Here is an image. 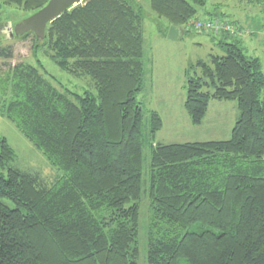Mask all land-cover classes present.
Segmentation results:
<instances>
[{
    "label": "trees",
    "instance_id": "obj_1",
    "mask_svg": "<svg viewBox=\"0 0 264 264\" xmlns=\"http://www.w3.org/2000/svg\"><path fill=\"white\" fill-rule=\"evenodd\" d=\"M48 1L0 0V37L5 6L33 14ZM240 2L264 16V0ZM206 3L149 0V8L166 23V36L172 25L193 29L189 22L201 19ZM134 6L81 0L47 25L44 39L16 37L32 36L33 58L43 53L73 77L89 78L95 94L62 91L26 62L0 72V114L62 172L50 184L11 168L0 173V264H138L144 38ZM211 20L242 33L228 18ZM240 33H212L224 55L211 53L185 71L193 125L211 101L236 103L230 138L151 146L147 264H264V74L242 51ZM11 56L0 47V58ZM161 127L151 112L152 136ZM13 158L1 139L0 169Z\"/></svg>",
    "mask_w": 264,
    "mask_h": 264
},
{
    "label": "rangeland",
    "instance_id": "obj_2",
    "mask_svg": "<svg viewBox=\"0 0 264 264\" xmlns=\"http://www.w3.org/2000/svg\"><path fill=\"white\" fill-rule=\"evenodd\" d=\"M134 2V8L140 6L143 15V38H144V74L142 90L137 94V100L142 104L143 108V147H142V193L138 201L140 214H139V227L137 238L138 249V264H147V241L148 233L151 228L153 210L150 197V156L151 146L153 144H175L183 142H203L207 135L205 133L211 130H217L221 127L222 132L219 135L220 140H224L227 128L231 124L233 111L228 109L223 112V118L218 125H212L210 123L212 114L211 111L206 113L208 116L201 125H193L189 121L187 115L184 116L182 110L171 113L172 117H167V114L159 113L162 121V127L157 133L152 136L149 130L151 106L144 102V92L150 91L151 84L148 79L149 74L146 73L150 62L158 59L159 65L164 61L166 66H169L168 79L164 77V86L170 91H180V68L181 64L185 62L186 58H190L191 62L195 59H205L210 53L224 55L222 48L214 46L208 38H204V34L201 32H195L191 28H184L183 36L176 40L171 41L167 39V35H164L163 29L166 28V23L158 19L149 8V0H128ZM223 0H207L204 8L198 9V18L206 16L204 11L208 8H212V11H207V14L214 15L225 13L229 20L236 21V26L239 30H243L238 36H235L239 40L242 51L248 58H255L258 60L260 70L264 74V16L259 12V9L255 6H250L240 1L242 0H230L226 2V7L222 10L215 11V6ZM29 12L22 11L14 6H5L3 15L1 17V24L6 30L8 27H13L16 24L29 17ZM241 26V27H240ZM190 27V26H189ZM3 36L0 37V47H10L12 50V56L9 59L0 58V72L6 70L10 65H15L20 62L30 63L34 66L42 69L49 78L53 79L56 87L61 88L62 91H67L73 94H82L84 92H90L95 94L92 82L89 78H76L72 75L62 71L57 65H55L48 57L43 53L38 54L33 58L31 53V46L33 44L32 36L26 39L9 38L5 36V32H2ZM206 35V34H205ZM5 36V37H4ZM244 36V38H242ZM215 41V40H214ZM226 42H232V38L226 39ZM242 42V43H241ZM216 43V41H215ZM196 44H201L200 46ZM211 45V46H210ZM147 68V69H146ZM173 70V72H172ZM186 91V86L184 88ZM176 98V97H175ZM235 103L234 101H230ZM212 103V102H211ZM176 105L173 107L175 108ZM187 117V118H185ZM188 119V120H187ZM189 121V122H188ZM234 124V123H233ZM212 125V126H211ZM230 136L227 138L229 139ZM4 139L7 145L13 150L14 158L8 162L5 169H0V173L6 176L7 168L17 170L24 174H29L38 177L43 183L50 184L57 178L62 176V172L57 170L46 157L35 148L22 134L10 123L6 118L0 114V140ZM225 139V140H227ZM199 140V141H198ZM179 264H189L186 260H181Z\"/></svg>",
    "mask_w": 264,
    "mask_h": 264
},
{
    "label": "crops",
    "instance_id": "obj_3",
    "mask_svg": "<svg viewBox=\"0 0 264 264\" xmlns=\"http://www.w3.org/2000/svg\"><path fill=\"white\" fill-rule=\"evenodd\" d=\"M226 2L227 1H224V0L219 2L218 4H216V7H218L219 10H222L224 7H226ZM212 10H213L212 8L206 9V11H204V14H206V16L203 15V17H199V18H201V19H208V18L216 19V18H222V17L228 18V16L224 15L225 13H222V12H221V14H217V12H215L214 15H212V14L208 15L207 11H212ZM228 19H230V18H228ZM233 22L236 23V21H233ZM198 35H201V36L203 35L204 38H208L211 42H213L212 46H214L216 44L215 41L217 42V37L212 36L211 34L210 35L198 34ZM182 36H183V31H182ZM242 38H244V36H242ZM196 45L200 46L201 44H196ZM208 55H207V57H208ZM198 59H200V58H198ZM198 59H195L193 62L197 61ZM190 60H191L190 58H186L185 62L183 64H181L180 72H178L180 74V91L178 93H177V90L176 91L175 90L170 91L167 88H165V86H164V83H163L164 77H165V79H168L169 73H171V70H169V68H168L169 66H166L164 64L165 63L164 61L159 65L158 59H156V57L154 58V60L152 62L149 63V65H151V66L148 67V70H146V73L149 74L148 79L151 81L150 82L151 88H150L149 93L147 91L144 92L143 98H144V102L146 104H148L149 106H151V109H150L151 112H155L159 116H160L159 113L164 112L167 114V117L170 118V117H172V116H170V115H172L171 113H173L174 111L178 112V110L180 109L183 111L184 116L187 115L189 121H191L190 117L188 116L187 112L184 109V101H185V96H186V91L184 90L185 85H186L185 71L188 68V66L191 63H193ZM172 72H173V70H172ZM211 102L208 105L207 112H208V115H209L210 111L212 113L210 115L211 118H209V119H211L210 123L211 124L213 123L212 125L220 124V121L223 118V112L224 111H227L228 109H231V111H233L231 124L226 130V131H228V130L229 131L226 132L225 136L223 135V137H222L225 140L231 135L232 128L238 119L237 105H236V103H233L230 101H211ZM174 105H176L175 108L173 107ZM208 115L207 114L205 115L204 119L202 120V122L199 125L203 124V121L205 120V118H207ZM187 117H185V118H187ZM221 133H223L221 127H218L217 130H214V131L211 130V131L205 133V135H207V137L205 140H203V142L223 141V140H220L219 138H217V137H219V135H221ZM194 141L197 142L196 140H194ZM183 143H187V142H183Z\"/></svg>",
    "mask_w": 264,
    "mask_h": 264
},
{
    "label": "water",
    "instance_id": "obj_4",
    "mask_svg": "<svg viewBox=\"0 0 264 264\" xmlns=\"http://www.w3.org/2000/svg\"><path fill=\"white\" fill-rule=\"evenodd\" d=\"M81 0H49L40 10L31 14L13 27H8L5 32L9 38L33 33L36 38L44 39L45 29L49 23L59 18L62 14L79 5ZM182 37V31L177 26H170L167 39L176 41Z\"/></svg>",
    "mask_w": 264,
    "mask_h": 264
},
{
    "label": "built area",
    "instance_id": "obj_5",
    "mask_svg": "<svg viewBox=\"0 0 264 264\" xmlns=\"http://www.w3.org/2000/svg\"><path fill=\"white\" fill-rule=\"evenodd\" d=\"M189 26L194 30L204 34L227 32L231 35H234L240 33L237 30V27H235L230 22L220 20L193 19L189 22Z\"/></svg>",
    "mask_w": 264,
    "mask_h": 264
}]
</instances>
